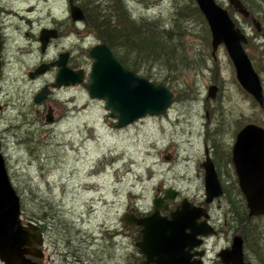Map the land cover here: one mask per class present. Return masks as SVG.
Listing matches in <instances>:
<instances>
[{
  "label": "rangeland",
  "instance_id": "rangeland-1",
  "mask_svg": "<svg viewBox=\"0 0 264 264\" xmlns=\"http://www.w3.org/2000/svg\"><path fill=\"white\" fill-rule=\"evenodd\" d=\"M51 1L57 18L68 16L66 0ZM77 1L106 5L105 0ZM215 1L229 11L245 34L247 43L243 48L259 77L264 96V0H253L259 8H250L251 15L261 24L260 32L250 19L236 13L227 0ZM29 2L33 5L38 1L2 0L1 4L8 9L23 10ZM124 3L133 20L158 19L163 28L171 30L175 35L172 43L186 57L184 63H191L190 68L182 66L175 73H169L160 63L152 65V77L136 73L173 94V103L164 116L147 115L125 128H115V118L104 109L103 100L90 99L85 88L92 63L88 51L99 41L82 24L73 26L71 64L73 69L84 71L83 83L56 92L42 108L36 107L32 100L42 82L29 83L22 74L38 60L39 53L32 48L27 54V47L16 51L13 47L17 42L9 46L13 49L0 80V102L3 104L12 96L14 103L4 113L0 125L4 143L1 155L9 181L20 197L21 218L33 217L37 211L34 201L48 200L57 217L63 220H69L71 211L74 216L88 212L89 219L98 223L111 219L120 233L117 251L120 264H127L130 251L129 231L122 217L133 201L149 208L154 195L161 196L169 189L202 198L204 170L199 165L204 161V149L210 151L220 177L229 180L228 152L238 130L249 123L264 128V106L260 107L239 86L223 46L218 48L213 61L210 33L206 23L196 15L194 0H124ZM179 10L185 13L181 17L176 15ZM21 27L25 28V24ZM81 35L85 38L82 42L78 41ZM18 44L26 46L27 42L19 40ZM210 85L218 89L215 99L207 98ZM48 109L54 112L53 123L45 121ZM24 122L26 127L16 131L15 124ZM91 199L96 210L89 213ZM112 201V209H108L107 203ZM216 248L211 249L210 256Z\"/></svg>",
  "mask_w": 264,
  "mask_h": 264
},
{
  "label": "water",
  "instance_id": "water-1",
  "mask_svg": "<svg viewBox=\"0 0 264 264\" xmlns=\"http://www.w3.org/2000/svg\"><path fill=\"white\" fill-rule=\"evenodd\" d=\"M72 21H83L82 10L73 4V0H66ZM200 13L204 17L211 36L210 55L216 61V52L223 46L235 72V79L240 87L250 95L260 106L264 105V96L259 77L252 67L243 45L247 38L236 26L228 11L218 5L215 0H194ZM228 4L247 19L249 11L240 0H227ZM257 32L261 30L260 22L252 19ZM47 33V32H46ZM41 33L40 39L47 38ZM45 35V37H44ZM44 40V39H43ZM92 59L88 81L85 88L88 97L92 100H103L104 109L115 117L116 129L125 128L146 115L163 116L173 102V94L162 85H155L135 72L125 68L103 43L92 46L88 52ZM59 67L52 88L59 89L81 84L84 81L82 69H70L66 66V54L54 62ZM44 69L38 68L36 74ZM32 76V75H31ZM217 87L210 85L207 89V98L214 99ZM46 97L45 89L35 95L33 101L38 104ZM45 121L52 123L51 110L48 109ZM232 163L238 178L239 188L247 200L250 215L264 213V129L255 124L245 125L236 135L232 148ZM205 171L204 193L206 201L222 195L217 174L213 163L207 157L201 164ZM172 190L165 191L164 198H173ZM155 199V212L144 219L134 218L125 214L122 219L125 225L136 224L142 227L145 240L141 252L146 256V264H186L187 257L182 253L183 248H191L189 240L192 236V211L186 204L180 206L183 211H175L171 220H157V209L163 199ZM20 197L9 181L0 153V262L2 264H32L35 238L32 234L33 225L30 219L26 226L22 225L20 218ZM199 210L200 209H195ZM204 222L201 226H204ZM44 226H42V229ZM207 228V227H206ZM202 228L199 235L209 234V230ZM189 230V234L185 231ZM197 234V233H196ZM196 241L195 244H199ZM226 255H231L233 264H240L239 238H234L231 251L220 256L224 262Z\"/></svg>",
  "mask_w": 264,
  "mask_h": 264
},
{
  "label": "flooded vegetation",
  "instance_id": "flooded-vegetation-1",
  "mask_svg": "<svg viewBox=\"0 0 264 264\" xmlns=\"http://www.w3.org/2000/svg\"><path fill=\"white\" fill-rule=\"evenodd\" d=\"M23 1L25 2V0ZM37 1L33 5L29 2L28 7L22 10L21 8L8 9L1 4L2 0H0V80L3 79V70H7L9 51L13 48L16 51H21L22 47H27V54H30L34 48L39 53V58L24 71L22 76H25L29 83L42 82L33 99L43 89H45L46 97L38 104L32 100L36 107L37 105L41 107L49 97L66 88L55 89L51 87L59 70L54 62L66 54V66L73 69L71 67V52L74 50L71 45L73 26L77 27L82 24L83 28H86V18L80 7L81 3L77 0H73V4L82 10L84 20L76 22L71 19L68 3V16L60 20L54 11V1L51 3L50 0ZM22 24H25V28L21 27ZM21 29L25 31L20 33ZM43 31L49 35L47 38H43L44 40L40 39ZM78 39L82 42L85 38L81 35ZM19 40H26L27 45L20 46ZM16 42L17 44L11 49L9 46ZM50 54L52 56H49ZM38 68L44 69V72L33 75ZM9 106H14L12 96L10 100L6 99L3 104L0 102V125ZM36 113L39 111L37 110ZM53 113L51 112L52 118ZM1 133L0 153L1 148L4 147ZM233 145L228 152L227 166L230 173L227 170L226 175L229 180L220 177V171L217 169V164L212 160L210 151L207 147L204 149V161L209 157L217 174L222 190L220 197L207 202L205 193L200 198L169 189L175 193L173 198H164L165 192L161 196L154 195L149 208L141 207L137 205V201H133L124 213L130 214L134 218H147L155 212L154 200L164 198L157 209V220L160 218V220L167 222L171 220V215L176 210L183 211L180 206L184 203L192 211V236L189 240L192 247H185L182 250V253L187 257L186 264H226L220 255L222 253L228 254L231 251L235 237L239 238L240 243V264H264V213L256 216L250 215L247 200L239 188L238 178L232 163ZM228 181L231 184H227ZM112 203L113 201L107 203L108 209H112ZM94 204V199H91L89 213L96 210ZM33 206L37 210L33 217L23 216L22 219L24 226L28 223L27 219H30L33 225L32 234L36 242L33 249L32 264H109L112 261H115V264H120L117 260L120 233L119 229H115L113 220L103 219L98 223L95 219H89L88 212L74 216L71 211L67 221L57 217L48 200L34 201ZM194 208L201 211H194ZM203 222L205 225L201 226ZM42 226H44L43 229ZM127 227L130 247L127 264H146V256L141 252L145 240V235L141 231L142 227L136 224ZM204 227H207L206 230H209V234L199 235V231ZM185 233L189 234V230H186ZM196 241H200V243L195 244ZM219 243L222 244L218 247ZM215 248L214 255L210 256L211 249L213 251ZM231 258L233 256L226 255L225 259L228 264H233Z\"/></svg>",
  "mask_w": 264,
  "mask_h": 264
},
{
  "label": "trees",
  "instance_id": "trees-1",
  "mask_svg": "<svg viewBox=\"0 0 264 264\" xmlns=\"http://www.w3.org/2000/svg\"><path fill=\"white\" fill-rule=\"evenodd\" d=\"M240 1L249 11V18H254L250 8H259L258 5L253 0H248L250 4L245 0ZM95 2L80 4L85 14V24L124 67L135 73L143 72L146 77H152L150 69L158 63L165 66L169 73L179 71L182 66L190 68L188 64L191 63H184L186 57L172 43L175 35L171 30L163 28L158 19L140 22L133 20L124 0H105L106 5L103 7L95 5ZM195 10L201 22L206 23L197 6ZM184 14L181 10L176 13L177 17ZM176 61L179 63L176 64ZM213 145L217 149L216 141Z\"/></svg>",
  "mask_w": 264,
  "mask_h": 264
},
{
  "label": "bare ground",
  "instance_id": "bare-ground-1",
  "mask_svg": "<svg viewBox=\"0 0 264 264\" xmlns=\"http://www.w3.org/2000/svg\"><path fill=\"white\" fill-rule=\"evenodd\" d=\"M22 127H26V122H24L23 124H18V123L15 124L16 131H19Z\"/></svg>",
  "mask_w": 264,
  "mask_h": 264
}]
</instances>
